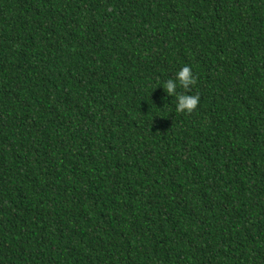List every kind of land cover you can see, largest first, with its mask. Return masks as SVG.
Listing matches in <instances>:
<instances>
[{"label":"trees","instance_id":"1","mask_svg":"<svg viewBox=\"0 0 264 264\" xmlns=\"http://www.w3.org/2000/svg\"><path fill=\"white\" fill-rule=\"evenodd\" d=\"M0 264H264V0H0Z\"/></svg>","mask_w":264,"mask_h":264},{"label":"clouds","instance_id":"2","mask_svg":"<svg viewBox=\"0 0 264 264\" xmlns=\"http://www.w3.org/2000/svg\"><path fill=\"white\" fill-rule=\"evenodd\" d=\"M179 81L180 84L184 87L187 88L190 85H193L196 83L195 78L193 77L192 71L188 66L183 67L176 76V80L169 79L165 85L164 89L167 92L168 95H173L176 94V81ZM177 95V100L178 103L176 105V111L178 112H191L194 110L198 103H199V96H192V95H187V94H176Z\"/></svg>","mask_w":264,"mask_h":264}]
</instances>
